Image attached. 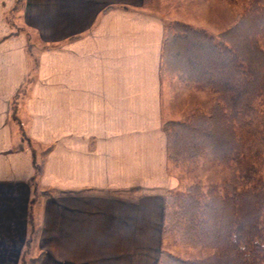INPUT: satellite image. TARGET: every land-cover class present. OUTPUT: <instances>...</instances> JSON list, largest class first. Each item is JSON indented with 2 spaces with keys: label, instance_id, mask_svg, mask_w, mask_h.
<instances>
[{
  "label": "crops",
  "instance_id": "1",
  "mask_svg": "<svg viewBox=\"0 0 264 264\" xmlns=\"http://www.w3.org/2000/svg\"><path fill=\"white\" fill-rule=\"evenodd\" d=\"M23 1L46 49L33 68L15 0H0V264H158L164 196L180 187L162 126L198 108L159 74L166 20L145 0Z\"/></svg>",
  "mask_w": 264,
  "mask_h": 264
},
{
  "label": "trees",
  "instance_id": "2",
  "mask_svg": "<svg viewBox=\"0 0 264 264\" xmlns=\"http://www.w3.org/2000/svg\"><path fill=\"white\" fill-rule=\"evenodd\" d=\"M23 2L15 0L13 10ZM245 21L255 25V32L241 42L236 33ZM263 35L264 0L250 3L231 28L216 35L180 21L165 27L161 78L215 94L206 111L163 124L167 164L178 173L204 160L218 166L223 178L203 182L196 177L165 194L162 245L171 240L184 249L211 252L205 258L183 259L161 247L158 264H264V181L259 179L264 169V51L256 40ZM51 150L42 152L33 179L42 175ZM36 235L34 231L31 245Z\"/></svg>",
  "mask_w": 264,
  "mask_h": 264
},
{
  "label": "rangeland",
  "instance_id": "3",
  "mask_svg": "<svg viewBox=\"0 0 264 264\" xmlns=\"http://www.w3.org/2000/svg\"><path fill=\"white\" fill-rule=\"evenodd\" d=\"M257 1L258 0H147V7L150 12L162 16L166 20V26L171 21H180L185 24L205 29L209 34L216 35L231 28L235 21H237L239 15L249 7L250 3H256ZM22 6L19 5L16 10L10 11L7 15V20L12 23L16 32L18 31L25 36V39L27 40L26 52L28 57L33 59L34 68L36 61L35 49L39 52L46 49V47H41V45L36 42L35 36L23 27L20 20ZM253 32H255V25L252 22L245 21L241 30L236 33V36H238L242 42L243 40H247ZM256 40L258 47L264 51V35L257 37ZM161 79L167 83H173L174 86H179L184 97H187L188 95L191 103H197L198 108L196 110L194 109V112L206 111L209 109L212 101L214 100L215 94L194 88L189 89L183 84V82H180L176 78L162 77ZM189 91H197L198 93L204 92L205 96H199L197 99V95L193 92L188 94ZM173 93L176 95V92H174V90L172 92L170 87L169 93L167 94L168 99L173 97ZM261 102L264 103V96L261 98ZM194 112H191V114ZM191 114L188 115L190 116ZM186 118H182V120L176 122H181ZM17 121H20L22 125H26L27 122L25 114H21L15 118V122ZM18 127L19 125H17L15 137L18 136ZM33 156L35 163L37 162L39 164L41 156L34 152ZM170 171L173 175H175L176 179L177 176H180V182L178 181L180 187L177 190L191 184L196 177L201 179L203 182H216L223 178V173L218 166L210 165L204 160H201L196 167L177 170L179 174L175 172V170ZM259 179L264 181V169L259 175ZM262 219L264 220V214ZM28 245V247L32 246L30 242H28ZM162 249L183 259L205 258L211 252L209 250L184 249L181 246L172 243L171 240H167L162 245ZM24 254H27V252L24 251ZM27 260V258L23 257L21 263Z\"/></svg>",
  "mask_w": 264,
  "mask_h": 264
}]
</instances>
